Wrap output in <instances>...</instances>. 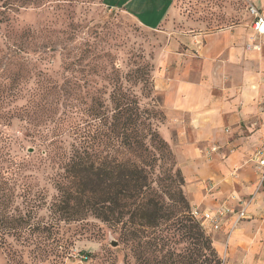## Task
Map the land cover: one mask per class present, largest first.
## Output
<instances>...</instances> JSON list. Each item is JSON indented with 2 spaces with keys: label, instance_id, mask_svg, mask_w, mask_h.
I'll return each instance as SVG.
<instances>
[{
  "label": "rangeland",
  "instance_id": "1",
  "mask_svg": "<svg viewBox=\"0 0 264 264\" xmlns=\"http://www.w3.org/2000/svg\"><path fill=\"white\" fill-rule=\"evenodd\" d=\"M109 1L116 5L118 0ZM255 1L177 0L176 6L180 16L194 23L190 29L240 26L251 34L247 49L257 50L264 40L253 33L247 15ZM165 34L171 33L143 28L104 0H0V264H224L210 236V249H200L190 261L182 257L193 246L182 237L175 245L160 241L156 254L134 238L121 240L122 233L136 229L126 224L129 216L118 224L87 217L60 223L54 232L48 227L55 195L49 182L52 151L58 155L79 136L97 133L86 125L91 111L110 119L114 96L127 101L125 96L133 93L142 106L151 101L161 106V95L152 86ZM256 38L259 45H253ZM165 124L166 118L158 129L164 141ZM107 128L97 137L100 149L112 150ZM165 142L172 155L159 171L161 195L178 188L177 179L165 173L172 166L179 169L177 152ZM116 157L124 161L129 154L121 149ZM182 179L180 189L191 211Z\"/></svg>",
  "mask_w": 264,
  "mask_h": 264
},
{
  "label": "crops",
  "instance_id": "2",
  "mask_svg": "<svg viewBox=\"0 0 264 264\" xmlns=\"http://www.w3.org/2000/svg\"><path fill=\"white\" fill-rule=\"evenodd\" d=\"M104 3L143 28L171 33L165 34L153 88L166 118L161 134L177 152L191 210L228 209L220 229L206 232L224 264H264V181L258 165L264 155V42L247 49L251 34L240 26L192 30L177 0ZM253 6L264 16V0ZM178 24L183 28L169 32ZM243 207L245 218L227 237Z\"/></svg>",
  "mask_w": 264,
  "mask_h": 264
},
{
  "label": "trees",
  "instance_id": "3",
  "mask_svg": "<svg viewBox=\"0 0 264 264\" xmlns=\"http://www.w3.org/2000/svg\"><path fill=\"white\" fill-rule=\"evenodd\" d=\"M125 99L127 101L112 98L110 119L91 111L86 125L97 133L79 136L69 149L58 155L53 156L52 151L49 182L55 195L48 209L52 216L48 225L50 232L60 223H76L87 217L118 224L129 216L130 222L126 224H135L136 229L122 233L121 240L134 238L142 249L156 254L160 253V241L175 245L176 239L182 237L193 246L192 252L182 257L190 261L200 249L209 250L211 243L209 235L191 216L180 189L183 179L179 169L172 166L165 172L171 181L177 179V191L168 189L160 194L159 171L164 159L172 155L158 132L165 120L159 111L161 106L158 101L142 106L133 93ZM103 128L109 129L113 151L100 149L102 141L97 136H103L100 133ZM121 149L129 154L124 161L116 157ZM167 223L169 225L160 230ZM56 247L60 246L56 244ZM172 250L170 247V256L175 254ZM211 250L216 259L217 255Z\"/></svg>",
  "mask_w": 264,
  "mask_h": 264
},
{
  "label": "built area",
  "instance_id": "4",
  "mask_svg": "<svg viewBox=\"0 0 264 264\" xmlns=\"http://www.w3.org/2000/svg\"><path fill=\"white\" fill-rule=\"evenodd\" d=\"M247 13L251 18V28L252 30L261 37L264 38V16L262 13L250 4L247 7ZM258 165L261 169L260 173V183L264 181V155H262V159L258 162ZM229 215L228 209L221 207L214 212L210 211H199L198 209L191 210V216L194 220H196L202 229L205 232H217L226 216ZM245 218V208L243 207L238 212L235 213V217L233 223L230 227V230L227 234V237L237 228L239 223ZM207 234V233H206ZM208 235V234H207Z\"/></svg>",
  "mask_w": 264,
  "mask_h": 264
},
{
  "label": "water",
  "instance_id": "5",
  "mask_svg": "<svg viewBox=\"0 0 264 264\" xmlns=\"http://www.w3.org/2000/svg\"><path fill=\"white\" fill-rule=\"evenodd\" d=\"M117 243H112L111 246L115 247Z\"/></svg>",
  "mask_w": 264,
  "mask_h": 264
}]
</instances>
